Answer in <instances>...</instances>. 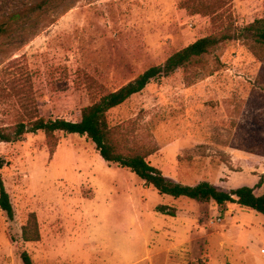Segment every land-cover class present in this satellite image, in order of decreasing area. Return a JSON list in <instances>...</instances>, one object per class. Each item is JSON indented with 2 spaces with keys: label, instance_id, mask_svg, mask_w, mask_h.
Segmentation results:
<instances>
[{
  "label": "rangeland",
  "instance_id": "obj_1",
  "mask_svg": "<svg viewBox=\"0 0 264 264\" xmlns=\"http://www.w3.org/2000/svg\"><path fill=\"white\" fill-rule=\"evenodd\" d=\"M36 1L0 0V17ZM217 1L224 4L212 12ZM261 17L264 0H63L35 34L0 38V126L12 128L29 112L76 120L83 107L197 39L238 34ZM251 44L222 43L112 109L120 150L150 153L151 165L186 185H257L264 51L258 57ZM54 140L53 151L43 131L0 142V175L14 207L12 218L0 208V264H24V250L34 264H264V214L160 194L109 164L86 136L59 131ZM162 204L177 214L158 211ZM32 213L41 238L24 241Z\"/></svg>",
  "mask_w": 264,
  "mask_h": 264
},
{
  "label": "trees",
  "instance_id": "obj_2",
  "mask_svg": "<svg viewBox=\"0 0 264 264\" xmlns=\"http://www.w3.org/2000/svg\"><path fill=\"white\" fill-rule=\"evenodd\" d=\"M62 1L37 0L32 4H23L22 8L11 12L7 16H1L0 38L17 39L16 33H19V37L20 35H26V33L35 34L42 26L48 25V23L42 25L41 22L46 19L50 12L57 11ZM223 4V2L219 4L217 1L211 3L212 7L209 5V8H212L211 10L214 12ZM240 38L252 40L251 51L261 58V52L264 51V17L257 18L245 25L238 34L235 32H224L222 35L212 34L197 39L170 55L163 64L148 68L119 89L109 92L98 101L83 107L76 120L45 118L44 116H39L37 112H29L27 117H21L12 128L0 126V142L21 141L28 133L43 131L50 138L53 151L54 147L57 146V142L53 141L57 132L79 134L89 138L109 164L130 169L147 186L155 188L160 194L189 197L201 201L213 200L218 205L238 202L245 208L264 214V193H260V189L264 184V176L260 177V181L254 187L245 186L229 190L220 188L208 181H203L196 185H186L174 181L166 177L161 169L151 165L147 160L150 153L136 150L121 151L120 143L115 138V130L110 127L108 121V113L112 109L121 106L135 94L141 93L153 80L170 76L179 69L194 66L220 44ZM5 164V158L0 156V168H3ZM0 208L9 217H14L13 203L1 175ZM157 210L172 216L177 214L175 208L169 205H159ZM22 237L24 241L40 240V227L35 213L30 215L28 223L23 226ZM21 258L24 264H34L33 258L26 250L21 253Z\"/></svg>",
  "mask_w": 264,
  "mask_h": 264
},
{
  "label": "built area",
  "instance_id": "obj_3",
  "mask_svg": "<svg viewBox=\"0 0 264 264\" xmlns=\"http://www.w3.org/2000/svg\"><path fill=\"white\" fill-rule=\"evenodd\" d=\"M262 253H264V249H262Z\"/></svg>",
  "mask_w": 264,
  "mask_h": 264
}]
</instances>
